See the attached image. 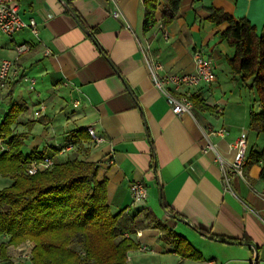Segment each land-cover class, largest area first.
<instances>
[{"label": "crops", "instance_id": "obj_1", "mask_svg": "<svg viewBox=\"0 0 264 264\" xmlns=\"http://www.w3.org/2000/svg\"><path fill=\"white\" fill-rule=\"evenodd\" d=\"M144 2L121 0L117 20L111 0L20 1L21 15L37 23L38 34L0 36V58L16 61L18 72L0 89V100L22 109L13 134L25 135L28 163L52 157L57 164L98 165L110 210L132 236L126 264H264V159L249 161L252 152H264V135L249 129L250 113L262 107L258 94L232 74L228 61L235 50L221 38L225 26L211 23L207 11L246 19L261 35L264 0H183L173 23L163 28L159 0L158 24L148 33ZM146 42L170 73H193L199 51L213 60L215 82L183 90L198 99L194 116H176L154 88L140 50ZM22 45L30 51L18 56ZM87 128L105 142L95 145ZM222 128L228 132L224 138L212 135ZM244 132L247 162L241 177L231 172L230 146ZM79 139L77 151L58 154L59 147ZM2 142L9 151L8 139ZM10 180L7 187L14 184ZM133 183L147 187L142 206L133 203ZM165 228L201 259L179 255ZM0 237L7 238L2 243L9 239Z\"/></svg>", "mask_w": 264, "mask_h": 264}, {"label": "trees", "instance_id": "obj_2", "mask_svg": "<svg viewBox=\"0 0 264 264\" xmlns=\"http://www.w3.org/2000/svg\"><path fill=\"white\" fill-rule=\"evenodd\" d=\"M162 1L161 23L166 27L177 17L183 0ZM158 2H144L147 33L158 24ZM207 11L211 23L225 26L221 38L235 50V57L228 61L232 74L249 91L258 94L262 111L250 113L249 129L264 135V28L258 35L255 26L246 19H235L221 9ZM191 100L199 105L196 96ZM21 112L19 106H13L0 125V176L14 180L12 186L0 190V236L9 238L0 244V259L10 260V247L32 241L36 244L32 264H126L132 244L117 241L120 215L111 213L107 182L97 180V164L70 160L31 177L23 174L30 164L22 152L26 137L12 131ZM4 139H8L9 151H2ZM263 159L264 152H252L249 156L251 163ZM127 223L134 232L132 220ZM165 231L166 239L179 255L201 259L184 238L169 229Z\"/></svg>", "mask_w": 264, "mask_h": 264}, {"label": "built area", "instance_id": "obj_3", "mask_svg": "<svg viewBox=\"0 0 264 264\" xmlns=\"http://www.w3.org/2000/svg\"><path fill=\"white\" fill-rule=\"evenodd\" d=\"M20 1L21 0H0V36H14L24 30H31L35 35L38 34L37 23L34 20L26 21L21 15ZM120 1L121 0H111L116 8L113 17L117 20L122 19V14L118 7ZM161 28H163V25ZM162 34L165 40L169 39L166 32H162ZM154 37L157 38L158 34H155ZM140 50L145 64L149 69V76L154 88L166 98L172 112L178 117L183 115L194 116V104L191 97L184 93L183 90L197 88L202 84H213L216 80L213 60L205 56L203 52H196L194 55L195 71L189 74H174L168 72L164 64L153 56L152 44L150 42L141 44ZM29 51L30 47L28 45H22L16 49L18 56ZM49 54L50 52H47V55ZM17 73L16 61L0 58V89L4 88L11 78L17 77ZM30 82L32 85L35 84L34 80ZM40 115V113H37L38 118ZM86 131L95 145H100L105 142V139L99 136L93 128H87ZM227 133V130L222 128L216 130L212 135L224 138ZM82 142L83 141L80 139L69 142L59 147L57 152L59 155L75 152ZM247 142L248 136L244 132L239 139L230 146V149L234 152V160L230 168L231 172L241 177H244V170L247 162ZM3 145L2 142V151L4 150ZM209 148L214 149V145H210ZM108 163L111 164L112 160ZM55 165L56 162L52 157H44L41 160H35L28 164L25 167V174L31 177L40 172L52 170ZM224 177L225 180L228 181L227 170H224ZM130 192L135 206H142L145 204L148 190L144 184L133 183L130 186ZM137 235L140 234L138 233ZM126 237L130 239L128 234H126ZM143 249L147 250V248ZM20 252H23L22 257L31 260L33 247L20 249Z\"/></svg>", "mask_w": 264, "mask_h": 264}, {"label": "rangeland", "instance_id": "obj_4", "mask_svg": "<svg viewBox=\"0 0 264 264\" xmlns=\"http://www.w3.org/2000/svg\"><path fill=\"white\" fill-rule=\"evenodd\" d=\"M9 110H10V108H9L8 103L3 101V100H0V125L2 124V121L5 117V113H3L2 111H6V113H7ZM9 180H10L9 178H4V177L0 176V189L7 187L10 184ZM113 215H115V214H113ZM124 223H126V222H124ZM129 226H131V225H129ZM126 234L129 235L130 239L126 237ZM6 240H7V238L5 239L3 237H0V244ZM117 241L118 242L119 241H128L129 243H131V241H132L131 234L124 232V227L121 223V217L119 219ZM31 246L33 247V250H34L36 247V244L32 241H27V242L23 243L22 245H20V248H18V249H15L14 247H10L8 250V256H9L10 260L2 261L0 259V262L2 261V264H32L31 260L22 257L23 252H20V249H23V248L27 249L29 247L32 248Z\"/></svg>", "mask_w": 264, "mask_h": 264}]
</instances>
